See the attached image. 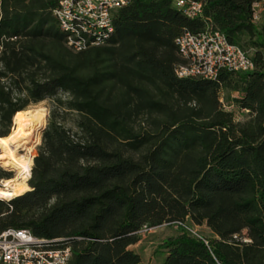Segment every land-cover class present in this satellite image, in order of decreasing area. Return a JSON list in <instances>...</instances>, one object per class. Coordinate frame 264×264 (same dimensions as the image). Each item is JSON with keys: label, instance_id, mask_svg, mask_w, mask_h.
<instances>
[{"label": "trees", "instance_id": "obj_1", "mask_svg": "<svg viewBox=\"0 0 264 264\" xmlns=\"http://www.w3.org/2000/svg\"><path fill=\"white\" fill-rule=\"evenodd\" d=\"M58 1L0 0V135L17 110L52 101L30 188L0 198V231L64 237L69 264H139V228L189 218L211 229L209 243L169 235L162 264H264V22L252 19L254 0H204L194 18L173 0H131L103 43L78 50L53 13ZM209 24L253 48L255 67L178 76L175 37ZM233 105L247 116L236 119Z\"/></svg>", "mask_w": 264, "mask_h": 264}, {"label": "built area", "instance_id": "obj_2", "mask_svg": "<svg viewBox=\"0 0 264 264\" xmlns=\"http://www.w3.org/2000/svg\"><path fill=\"white\" fill-rule=\"evenodd\" d=\"M131 0H59L53 7L67 44L75 49L103 43L113 30L114 10ZM172 4L189 17L203 14L204 0H173ZM252 19L263 22L264 0L252 3ZM183 58L175 66L180 77H215L221 69L250 70L255 67L252 52L232 42L226 33L211 24L199 31L185 30L175 37ZM0 176V186L4 185ZM0 198H2L0 196ZM163 224H173L177 232L187 231L209 243L208 236L197 231L199 224L189 218ZM159 225L144 224L138 233ZM72 246L64 237L44 238L29 228L7 227L0 231V264H69Z\"/></svg>", "mask_w": 264, "mask_h": 264}, {"label": "bare ground", "instance_id": "obj_3", "mask_svg": "<svg viewBox=\"0 0 264 264\" xmlns=\"http://www.w3.org/2000/svg\"><path fill=\"white\" fill-rule=\"evenodd\" d=\"M45 119L44 106L29 104L15 112L9 134L0 135V164L11 172L3 179L4 185L0 186L2 198L11 199L30 188L27 179L31 174L32 157L16 153L13 145L30 142L26 147L31 153L33 144L40 138Z\"/></svg>", "mask_w": 264, "mask_h": 264}, {"label": "rangeland", "instance_id": "obj_4", "mask_svg": "<svg viewBox=\"0 0 264 264\" xmlns=\"http://www.w3.org/2000/svg\"><path fill=\"white\" fill-rule=\"evenodd\" d=\"M263 22H264V13H263ZM247 50L249 52H252V54H253V51H254L253 48L249 47V48H247ZM239 93L240 92H238V91H232L233 95H237ZM224 102L227 104L226 100H224ZM30 104L42 105L45 107V109H46V119H45V124H44V126H45L47 124V118H48L49 110H50V107L52 105L51 99L45 98L41 101L30 103ZM229 108H232L234 110L236 119L245 118L247 116L245 109H241L236 105L230 106ZM42 132L43 131L41 130L39 140L33 144L31 153L28 151V149L26 147V145H29L30 142H28V144L27 143L26 144L20 143V144L13 145L16 153L31 155V157H32L31 166L33 164V157L37 152V147L41 142ZM31 144H32V142H31ZM0 170L4 172L5 177H8L11 175V172H9L8 169L1 164H0ZM27 181H28V179H27ZM197 231L200 232L201 234L205 235V236H208V237L213 235V232L211 231V229L204 223L199 224L197 226ZM176 233H177V227L173 224L159 225V226L152 228L149 231H146L144 233H141V234L138 233L140 235V239H142V241L137 246H135V250H139L141 252L143 259H147L148 263L159 264L163 258V252H164L163 246H162V241L167 236L173 235ZM141 264H145V263L142 262Z\"/></svg>", "mask_w": 264, "mask_h": 264}, {"label": "crops", "instance_id": "obj_5", "mask_svg": "<svg viewBox=\"0 0 264 264\" xmlns=\"http://www.w3.org/2000/svg\"><path fill=\"white\" fill-rule=\"evenodd\" d=\"M141 241H142V239H139L137 242L131 244L130 246L135 249V246H137ZM163 250H164V252H163V258H162V260L160 261L159 264H162V261L164 259V256L166 255V250L164 248H163ZM136 251L140 252L139 250H136ZM140 254H141V252H140ZM142 262H144L145 264H150V263H148V260L147 259H143V257H142V259H141V261H140L139 264H141Z\"/></svg>", "mask_w": 264, "mask_h": 264}, {"label": "water", "instance_id": "obj_6", "mask_svg": "<svg viewBox=\"0 0 264 264\" xmlns=\"http://www.w3.org/2000/svg\"><path fill=\"white\" fill-rule=\"evenodd\" d=\"M46 126V125H45ZM45 126L42 128V131L44 130Z\"/></svg>", "mask_w": 264, "mask_h": 264}]
</instances>
